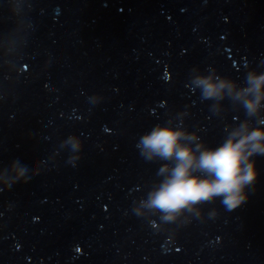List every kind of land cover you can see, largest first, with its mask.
Wrapping results in <instances>:
<instances>
[{"label":"water","instance_id":"95a60500","mask_svg":"<svg viewBox=\"0 0 264 264\" xmlns=\"http://www.w3.org/2000/svg\"><path fill=\"white\" fill-rule=\"evenodd\" d=\"M250 75L264 0H0V264H264V154L231 210L143 206L175 167L142 154L155 127L207 149L264 131V100L249 114L194 83Z\"/></svg>","mask_w":264,"mask_h":264},{"label":"clouds","instance_id":"9594fccd","mask_svg":"<svg viewBox=\"0 0 264 264\" xmlns=\"http://www.w3.org/2000/svg\"><path fill=\"white\" fill-rule=\"evenodd\" d=\"M194 83L202 88L205 98L222 99L224 89H228L230 95L234 94L235 99L243 101L249 114L256 113L261 100H264V92L261 91L264 75H250V87L237 92H234L233 84L213 82L211 78H198ZM249 94L252 99L247 98ZM195 139L183 130L161 126L141 138L139 147L148 159L160 157L175 164V167L165 165L160 169V175L165 178L143 203L144 207L165 213V220L173 219L182 209L221 196L222 203L231 210L247 199L242 195L244 186L257 177L249 157L254 153L264 154V144L261 143L264 131L255 129L249 132L246 124L241 125L215 149H207L203 145L193 148L182 143ZM196 172L206 175H195Z\"/></svg>","mask_w":264,"mask_h":264}]
</instances>
